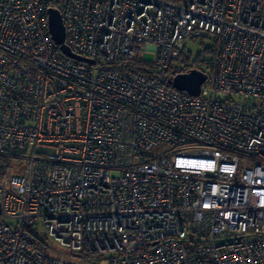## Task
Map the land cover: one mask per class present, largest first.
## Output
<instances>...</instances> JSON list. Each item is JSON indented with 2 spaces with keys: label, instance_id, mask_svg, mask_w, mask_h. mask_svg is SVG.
Instances as JSON below:
<instances>
[{
  "label": "built area",
  "instance_id": "1",
  "mask_svg": "<svg viewBox=\"0 0 264 264\" xmlns=\"http://www.w3.org/2000/svg\"><path fill=\"white\" fill-rule=\"evenodd\" d=\"M49 7L92 64L59 52ZM198 39L192 96L171 81ZM49 240L95 264H264V0H0V264H73Z\"/></svg>",
  "mask_w": 264,
  "mask_h": 264
},
{
  "label": "water",
  "instance_id": "2",
  "mask_svg": "<svg viewBox=\"0 0 264 264\" xmlns=\"http://www.w3.org/2000/svg\"><path fill=\"white\" fill-rule=\"evenodd\" d=\"M47 26L54 45L63 56L78 62L93 63L91 60L72 52L70 47L65 44L64 25L61 14L56 8H47ZM204 81L205 74L201 70L193 68L187 72L175 74L171 85L176 90L185 91L189 95L197 96Z\"/></svg>",
  "mask_w": 264,
  "mask_h": 264
},
{
  "label": "rangeland",
  "instance_id": "3",
  "mask_svg": "<svg viewBox=\"0 0 264 264\" xmlns=\"http://www.w3.org/2000/svg\"><path fill=\"white\" fill-rule=\"evenodd\" d=\"M211 45H212V41L208 39H203V40L198 39L194 41H188L185 53L186 56H189V63L193 64L196 60V55L199 52H201L203 48L210 47ZM152 49L153 47H149L150 51L144 54L143 60L145 61L153 60ZM47 246H48L47 253L53 258L73 264H95L94 260H92L93 258L90 255L82 256L72 253L52 240L47 241Z\"/></svg>",
  "mask_w": 264,
  "mask_h": 264
},
{
  "label": "trees",
  "instance_id": "4",
  "mask_svg": "<svg viewBox=\"0 0 264 264\" xmlns=\"http://www.w3.org/2000/svg\"><path fill=\"white\" fill-rule=\"evenodd\" d=\"M165 1H174V0H165ZM200 40H203V39H200ZM214 46H215L214 42H212V45L210 47L203 48L202 51L196 55V60L193 64L189 63V56H186V53L183 51L181 53V59L183 62V67L177 68L175 73L189 71L192 68H199L201 63H203L205 61L206 62L208 61L209 63H211L213 61L214 55H215ZM205 58H207V59H205Z\"/></svg>",
  "mask_w": 264,
  "mask_h": 264
}]
</instances>
